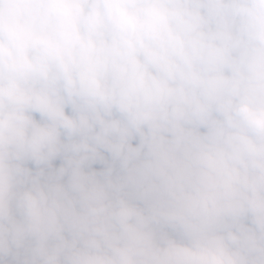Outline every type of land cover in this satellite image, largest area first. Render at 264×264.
<instances>
[{
  "label": "clouds",
  "instance_id": "1",
  "mask_svg": "<svg viewBox=\"0 0 264 264\" xmlns=\"http://www.w3.org/2000/svg\"><path fill=\"white\" fill-rule=\"evenodd\" d=\"M0 264H264V0H0Z\"/></svg>",
  "mask_w": 264,
  "mask_h": 264
}]
</instances>
